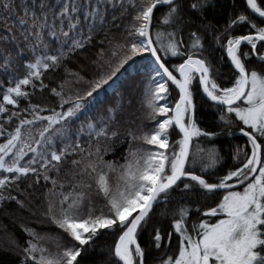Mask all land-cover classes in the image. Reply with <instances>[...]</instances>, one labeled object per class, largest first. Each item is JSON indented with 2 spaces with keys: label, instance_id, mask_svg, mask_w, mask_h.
I'll list each match as a JSON object with an SVG mask.
<instances>
[{
  "label": "snow or ice",
  "instance_id": "snow-or-ice-1",
  "mask_svg": "<svg viewBox=\"0 0 264 264\" xmlns=\"http://www.w3.org/2000/svg\"><path fill=\"white\" fill-rule=\"evenodd\" d=\"M209 3L191 0L185 8L183 0H131L128 7L132 14L124 26V42L111 53L116 57L119 52L120 58L115 66L105 61L111 71L103 74L104 65L100 64L101 74L86 80L65 66L66 77H74V81L65 79L49 88L45 74L56 71L91 42L92 30L85 35L81 29L82 5L77 0H36L21 5L22 14H18L13 0H0L5 13L0 15V72L11 76L7 87L0 79V137L4 138L0 143V200H16L15 196L6 197L4 190L29 175L35 177L36 184L41 179L50 182L44 215L61 233L53 239L24 228L30 239L22 249L21 264H79L85 246L91 247L104 233L115 236L111 248L114 264H145L146 249L138 237L154 206L170 203L174 189L187 193L194 187L206 195L220 193V199L203 211L197 207L200 218L191 226L188 220L192 209L187 204L173 210V231L167 234L165 247L176 234L178 248L162 264H264V71L250 67L253 58L264 65V51L258 48L264 47V0H245L247 14L230 17L223 30L212 34L213 42L224 50L234 70L231 86L217 83L213 67L204 56L205 33L210 25H202L204 32L197 28L188 31L186 39L184 36V30L194 25L191 14L202 17ZM158 7L166 11L154 24ZM12 15L14 21L9 19ZM241 26L247 27V34H231ZM242 46L249 50L243 51ZM144 53L153 58L144 90V107L152 125L138 136L129 131L140 146L133 149L130 145L124 163L105 161L107 150L102 154L97 145L91 151V141L102 137L111 140L118 135L109 132L116 122L117 109H110L99 124L87 122L88 148L80 142L84 126L73 141L66 133L68 121L78 118L85 102L96 98L94 93L98 95L129 61ZM99 56L103 58V51ZM170 58H179L180 62L169 63ZM21 68L23 76L19 74ZM71 82L87 83L89 88L75 98L66 96L65 85ZM197 83L203 95L222 110L220 120L225 125L238 123L250 146L248 151L238 147L234 153L238 166L214 181L206 175L212 174L210 170L219 163L217 151L193 145L200 137L217 135L198 126L194 101ZM37 89H48L59 99L61 110L33 104L31 97ZM173 91L176 98H172ZM21 100L28 101L26 108H20ZM65 105L71 106L65 109ZM45 111L50 114L42 115ZM13 120L17 123L8 131L5 125ZM36 125L40 127L34 131ZM173 132L180 138L173 141ZM54 138H62L59 150L54 148ZM29 153L32 156L25 161ZM76 156L80 158L70 160L74 183H58L49 175L55 172L58 176L60 167ZM198 164L200 174L195 171ZM50 194L59 195V200L47 199ZM18 203L24 206L23 201ZM164 239L161 229L155 228L152 243L156 249ZM44 240L54 243V250L43 246Z\"/></svg>",
  "mask_w": 264,
  "mask_h": 264
},
{
  "label": "trees",
  "instance_id": "trees-1",
  "mask_svg": "<svg viewBox=\"0 0 264 264\" xmlns=\"http://www.w3.org/2000/svg\"><path fill=\"white\" fill-rule=\"evenodd\" d=\"M36 0H13L16 5L15 12L22 14L21 5L33 4ZM59 3L65 0H58ZM82 5L79 13L81 18V29L85 35L91 29V42L87 43L83 49L78 50L71 55L70 59L56 71H49L44 76V82L49 85V88L56 87L65 79L74 81V77H66L64 67L71 69L73 72H79L86 80H93L101 74L100 64H103V74H108L111 68L105 61H110L112 66H115L120 58V53L116 57L111 55L115 50V46L124 42V26L130 22L131 0H77ZM191 0H183L185 8ZM124 7H121V5ZM127 9V11H125ZM166 11L164 7H158L155 11L154 24L159 22V17ZM240 12L247 14L248 10L244 0H210L209 6L203 10V16L191 14V19L194 25L191 28L184 30L185 39L187 32L190 30L200 29L204 32L202 25H210L205 33V52L204 56L213 67V75L217 79V83L221 86H231L234 75V70L228 59L224 55V50L216 45L212 40L213 32L223 30L230 19ZM91 13L87 20L86 15ZM0 15H5L2 7H0ZM102 18V19H101ZM255 19V17H253ZM10 21L16 19L15 15L9 17ZM257 23L260 20L257 19ZM119 25V27H117ZM264 24H261L263 26ZM232 35L247 34V27L241 26L234 29ZM260 51H264V47L258 45ZM243 51H248V46H242ZM103 51V58L99 54ZM223 58V59H222ZM26 60L27 57H22ZM98 62V63H94ZM179 58H170L169 63H178ZM153 60L147 53L141 56L134 57L129 61L117 76L99 90V94L94 93L95 99L89 98L85 102L86 106L78 118L68 121L69 127L66 129L67 134H71L72 140L75 141L76 134L81 126H84L85 131L80 134V142L83 147L88 148L89 137L87 135L86 124L88 121H95L99 124L109 115V110L117 109L116 122L112 123L109 132L116 131L118 135L111 140L100 138L99 141L93 139L91 141V151H95L97 145L104 154L105 161H115L120 164L124 163V157L127 154L129 147L133 149L140 146V141H133L128 135L129 131L133 135H140L141 130H146L151 127L152 122L147 119L148 109L144 107L145 97L144 90L146 89L152 73ZM250 67H255L257 70L264 71V65H261L254 58L251 61ZM20 76H23V68L20 69ZM0 79L4 80V86H8V81L11 79L6 73L0 72ZM89 88L87 83L76 84L74 82L65 85L66 96L75 98L77 94L83 95ZM2 91V90H0ZM172 98H176V92H172ZM194 101L197 104V123L198 126L208 132L217 133L212 138L200 137L199 141H193L195 146L197 143L202 148H215L220 160L215 169L210 170L212 174L206 175L210 181H214L218 176L225 174L228 170L238 166V161L234 159V153L238 147L248 151L250 146H247V138L240 131V125L233 123L225 125L220 120L221 109L214 105L213 102L203 97L200 88L194 84ZM33 104H39L49 109L55 108L60 111V101L52 96L48 89L44 91L35 90L31 97ZM130 102V103H129ZM28 101L21 100L20 108H26ZM71 105H65L67 109ZM12 109V106H8ZM50 112H43L42 115H49ZM31 118V117H29ZM13 120L11 124H6L8 131H12L16 125ZM36 125L35 128H39ZM179 138L176 132L172 133L171 139L174 141ZM54 148L59 150L63 146L62 138H54ZM4 142V138L0 137V143ZM64 143L67 141L64 140ZM35 146V145H34ZM195 151V148H193ZM32 156L31 153L25 157L27 161ZM79 159V156L70 157L69 161L60 167V173L57 176L55 172L49 173L59 182H72L71 172L73 171L70 160ZM197 174H200L199 164L195 168ZM188 182V181H184ZM32 185V187H29ZM181 184V188H182ZM52 188L50 182L46 183L43 179L39 184L35 183V177L29 175L27 178H22L18 184H13L4 190L6 197L15 196L16 200L4 199L0 200V264H21L24 259L22 249L27 246L26 242L30 239L24 228L35 229L39 236L58 238L61 233L44 215L47 209L46 194ZM59 191V190H57ZM67 191V188H65ZM220 193L215 195L204 194L198 188H193L190 192H182L179 188L174 189L170 193V203L161 202L155 205L150 213L148 224L139 234V242L146 249L145 264H162L163 259L167 255H175L178 248V236L173 234L171 244H168L167 234L172 232V212L179 205L187 204L191 209L188 224L191 226L193 222L198 221L199 214L195 211L199 207L202 211L209 207L215 206L220 199ZM59 195H48L47 199L59 200ZM95 199V197H94ZM18 201H23L24 206L21 207ZM161 229L162 235L165 237L160 249H156L152 243L154 229ZM115 236L104 233L100 235L95 243L89 247L85 246L84 251L79 257V264H109L114 258L111 256V248L114 244ZM43 246L54 250L55 245L49 240L42 241Z\"/></svg>",
  "mask_w": 264,
  "mask_h": 264
},
{
  "label": "water",
  "instance_id": "water-1",
  "mask_svg": "<svg viewBox=\"0 0 264 264\" xmlns=\"http://www.w3.org/2000/svg\"><path fill=\"white\" fill-rule=\"evenodd\" d=\"M244 3H245V0H244ZM245 5H246V3H245ZM224 55L226 56V58H227V55H226V53L224 52ZM152 58V57H151ZM228 59V58H227ZM152 60H153V58H152ZM228 62H229V60H228ZM230 63V62H229ZM231 65V64H230ZM199 86V85H198ZM201 91V93H202V90H200ZM202 95H203V93H202ZM203 97L204 98H206L204 95H203ZM207 99V98H206ZM208 100V99H207Z\"/></svg>",
  "mask_w": 264,
  "mask_h": 264
},
{
  "label": "rangeland",
  "instance_id": "rangeland-1",
  "mask_svg": "<svg viewBox=\"0 0 264 264\" xmlns=\"http://www.w3.org/2000/svg\"><path fill=\"white\" fill-rule=\"evenodd\" d=\"M263 26H264V25H263ZM179 138H180V137H179ZM179 138H178V139H179Z\"/></svg>",
  "mask_w": 264,
  "mask_h": 264
}]
</instances>
